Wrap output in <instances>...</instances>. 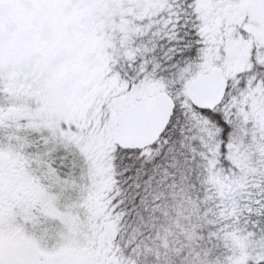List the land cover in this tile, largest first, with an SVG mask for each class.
<instances>
[{
  "label": "snow or ice",
  "instance_id": "1",
  "mask_svg": "<svg viewBox=\"0 0 264 264\" xmlns=\"http://www.w3.org/2000/svg\"><path fill=\"white\" fill-rule=\"evenodd\" d=\"M0 264H264V0H0Z\"/></svg>",
  "mask_w": 264,
  "mask_h": 264
}]
</instances>
